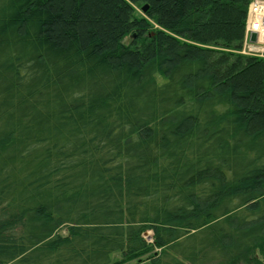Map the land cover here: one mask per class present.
<instances>
[{
    "label": "trees",
    "instance_id": "16d2710c",
    "mask_svg": "<svg viewBox=\"0 0 264 264\" xmlns=\"http://www.w3.org/2000/svg\"><path fill=\"white\" fill-rule=\"evenodd\" d=\"M249 1L0 0V264H264Z\"/></svg>",
    "mask_w": 264,
    "mask_h": 264
},
{
    "label": "built area",
    "instance_id": "2783aa9c",
    "mask_svg": "<svg viewBox=\"0 0 264 264\" xmlns=\"http://www.w3.org/2000/svg\"><path fill=\"white\" fill-rule=\"evenodd\" d=\"M256 34V41L249 40ZM242 53L264 56V0H250L247 5Z\"/></svg>",
    "mask_w": 264,
    "mask_h": 264
},
{
    "label": "rangeland",
    "instance_id": "374dc122",
    "mask_svg": "<svg viewBox=\"0 0 264 264\" xmlns=\"http://www.w3.org/2000/svg\"><path fill=\"white\" fill-rule=\"evenodd\" d=\"M137 10L140 11V13H142L141 10H139V9H137ZM133 35H134V34H133ZM132 37H134V36H132ZM242 50H243V45H242V48L240 49L239 53H240V54L247 55V53H246V54H245V53H242ZM255 56L264 58V56H259V55H255ZM145 233H146L145 236H146L147 238H149L150 235H151V231H147V232H145ZM148 240H150V239H148ZM256 253H257V255H256V257H254V260H255V259H260V258H262L261 255H260L258 252H256ZM145 261H148V260H145ZM250 261L253 262L252 260H250ZM248 262H249V261H248ZM242 264H244V263H242ZM246 264H248V263H246Z\"/></svg>",
    "mask_w": 264,
    "mask_h": 264
},
{
    "label": "water",
    "instance_id": "95a60500",
    "mask_svg": "<svg viewBox=\"0 0 264 264\" xmlns=\"http://www.w3.org/2000/svg\"><path fill=\"white\" fill-rule=\"evenodd\" d=\"M147 7H148L147 4L143 5V6H142V11H146V10H147ZM133 36H134V35H133ZM249 40H250L251 42H255V41H256V34H255V33H251V34H250V37H249ZM145 234H146V233H145Z\"/></svg>",
    "mask_w": 264,
    "mask_h": 264
}]
</instances>
